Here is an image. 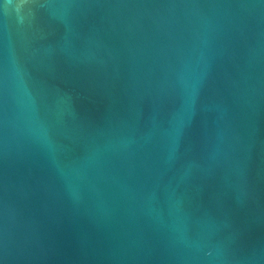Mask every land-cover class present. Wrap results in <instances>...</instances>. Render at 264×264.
I'll list each match as a JSON object with an SVG mask.
<instances>
[{"label":"water","instance_id":"95a60500","mask_svg":"<svg viewBox=\"0 0 264 264\" xmlns=\"http://www.w3.org/2000/svg\"><path fill=\"white\" fill-rule=\"evenodd\" d=\"M0 264H264V0H0Z\"/></svg>","mask_w":264,"mask_h":264}]
</instances>
